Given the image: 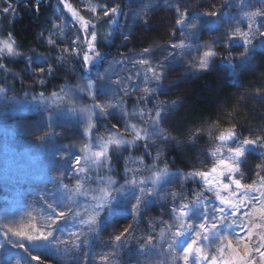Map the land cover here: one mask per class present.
<instances>
[{"label": "rangeland", "instance_id": "rangeland-1", "mask_svg": "<svg viewBox=\"0 0 264 264\" xmlns=\"http://www.w3.org/2000/svg\"><path fill=\"white\" fill-rule=\"evenodd\" d=\"M162 1L122 0V4L119 6V13L115 17L109 18L112 21L111 24H109L108 20L107 24L100 28L101 33H112L107 45L109 51L112 50V52L104 58V62L92 69L93 73H91V70L82 71V62L79 57H73L61 62L66 74L74 80L73 83L64 84L61 88L68 93L67 96L60 89L56 92H45L43 97L34 96L35 99L32 96L25 95L12 100V95L3 88L7 82L6 80L4 81V78L8 71L3 68L0 72V89H4V91L0 92V245H4L3 248H0V256L5 255V249H7V252L11 254V264H17V262L19 264H40V261L44 260L52 262L54 258L57 264H85L86 259L89 257L91 259L89 264H101L100 258L105 255L110 257L109 264H184L182 256L183 246H186V244L177 246L175 250L169 248V245L173 243L172 233L177 230L180 224V220H176L170 215L169 210L173 206V201L172 197L166 194L171 192L181 193L183 198L178 200L177 204L189 203L199 197L202 202L207 199L209 207H223L220 201L216 199V193L219 192L226 199H232L236 205L232 209L226 208L223 213V216L226 217V222L217 224L218 229L224 235L223 241L217 240L212 244L211 248L207 242L196 245L209 254V260L213 255L217 257L218 261L221 259L225 261L232 259L233 253L231 249L226 247L228 241L232 242L233 247L239 244L237 250L241 255L244 254L246 244L252 247L260 246V237L264 236V228H255L253 225L264 224V218H262L261 213V209H264V188L259 183L257 169V165H264V157L259 155V162L253 160L255 157L249 160V154L252 152L247 157L249 163L247 162L241 168L243 175L236 174V179H240L245 186L253 185L256 182L250 191L245 188L237 189L235 185H231L228 191L222 190L220 183H229L225 178H220L217 183L212 185L211 191H206L203 179L197 178L196 183L201 189L192 195L185 193V190L181 187L175 190L173 181L169 183L161 181L158 195L151 198V202L148 203L147 207L141 208L140 214L136 217L137 222L134 231L128 234L122 242H116L114 237L120 235L133 221V216L130 214L131 206L130 204H125L122 197L116 203L114 213L106 211L101 213L102 219L96 232L90 233L87 225L80 223V220H86L91 214L92 205L97 203L92 197L102 195L99 189L105 187L102 181H106L103 170L107 168L97 169L95 166L89 167L87 158H91L93 152L100 150V138L107 139L110 131L119 132L126 139H131L134 135L131 130L125 131V122L117 112V109L113 110L114 114L112 116L106 117L109 121L107 123L92 115L91 107L93 104L105 103L109 100L112 103H116L117 99L123 100L124 97L133 98L137 102V98L143 94L142 90L145 85L137 80V76L132 70L130 71L133 74L131 75V80L125 79L127 72L126 74L121 73L123 70L121 66L123 64L122 51L118 55L116 54L119 51V46L128 41L124 39L128 33H122V29L130 23V20L133 19L134 22L139 19L137 17L139 9H145L144 5L146 4H150L151 6L148 8H152L155 5H160ZM184 1L182 0L180 3L181 11L187 9ZM165 2L169 1L165 0ZM228 2L232 6L225 7L227 11L220 15V21L229 14H232L233 17L240 14V9L237 7L239 0H230ZM245 2L253 5L245 7L243 11L246 12H252L261 7L256 0H245ZM69 3L79 11V14L85 20L92 13L86 8V5L90 3L89 0H69ZM57 8H60L62 12H58ZM82 11H85L87 16L82 15ZM52 12L53 23H61L60 17L62 15L63 22L66 24L63 36L60 35L59 29L50 31V38L56 41L55 46L60 51V55L63 56L66 54L62 52V49L69 48L70 42L76 38L77 34L81 36L80 33H77L79 22L73 19L71 13L63 9V5H60L58 0L53 1ZM191 12L204 13L205 11L193 9ZM257 22H264V20L257 17ZM247 24L248 21L245 20L238 26H243L239 27L241 31H247ZM261 30L264 31V28ZM6 38L3 28L0 27V40ZM184 38L186 37L178 32L173 43L184 40ZM83 39L81 36V59L85 52L82 53L83 49L87 50V45L83 43ZM252 39L254 45L258 46L260 44L258 41L259 37H252ZM239 48L240 46H234V50ZM125 54L131 56L126 61H131L136 57L132 51H126ZM7 56L9 55L0 56V63ZM113 61L122 62L113 63ZM110 64L111 67H109ZM41 66H43L41 61L31 62L32 70H36ZM107 69L108 79L105 81L107 89L105 95L97 96L93 99L87 90L84 92L79 91V87H82L87 80L94 81L97 73H103ZM21 74L26 75L27 79L31 81V76L26 71ZM117 80L122 81V83H114ZM142 80L143 75H141ZM129 82H132V85L139 84V87L133 91L131 87H128L130 85ZM117 85L120 87L119 92L114 89ZM125 87H128V95H125L124 91L121 90ZM52 93L60 94L61 98L56 99L52 96ZM246 97H249L248 94H246ZM57 106H60L65 111H60ZM69 107L76 109V111L74 113L67 112L66 109ZM140 108H145V104L138 103L136 109ZM81 109H88L89 111L82 115ZM50 113H54L51 120L53 124L51 129L47 127L50 122L48 119ZM89 116H91V121L88 119ZM89 122L96 125L97 133L91 134V130L88 134L84 133V129ZM113 125H116V128H113ZM49 131H54L57 135L46 136ZM39 137L45 138L40 140L38 139ZM85 144L92 146L90 150H84ZM68 145H74V147L68 149ZM236 146L235 144L230 147L235 148ZM154 147L151 150L153 151V158H156L157 153L154 152L156 151ZM227 148L229 147L226 146L219 149L217 155L213 156L207 165H201L197 172L210 170L221 156L227 155ZM257 151L259 152L258 149ZM66 152L71 153L70 158L60 159ZM76 155L81 156V167L85 169L78 175L74 171H69L71 160ZM133 160L137 162L133 163ZM254 162L257 164L254 165ZM137 164L138 160L136 157H127L126 167L136 169L138 168ZM130 175L129 173V178ZM142 178V175L137 176V180ZM210 179H214V177H210ZM93 180H95V183L92 182ZM124 181L116 187H119ZM232 193L243 195L244 204H241L237 197L232 196ZM161 197L165 198L162 199ZM49 203H55L59 206L55 207L53 211L48 208L47 205ZM132 203H135V200H132ZM69 209L73 213H79V215L68 214ZM61 211L66 213V218L52 225V228L55 229V239L52 241L51 247L43 250H29L28 252L23 250L21 252L19 248H13L11 243H5L7 239L5 232L8 230H11L8 231V235L11 236L13 241L21 239L12 235L13 232L24 230L32 234L30 230L33 226H35V229H43L45 233L51 231L52 229L49 228V225L52 224L53 220H56L55 214ZM233 211L237 213L235 217L231 214ZM109 217H111L110 220ZM214 222L216 221L210 220L208 222L209 227ZM196 223H199V220ZM170 224L174 226L169 228ZM185 226L187 227L186 220ZM249 230L252 235L251 240L247 236ZM73 233H83L80 237L79 247H73L72 242L75 240ZM93 235L96 239L94 243L90 239ZM237 235L244 237V240L238 241ZM149 236L153 238L152 242L141 248V245L148 241ZM85 238L88 240L86 244L83 243ZM188 238L187 235H184L177 237V240L185 241ZM23 242L25 247H28V242L26 240ZM221 242L225 245L223 253L217 251ZM113 245H116L115 249H113ZM26 253L30 257H26L23 261L21 257H24ZM253 255L259 259L255 253ZM32 256H39L40 260H31ZM60 257L66 259L67 262ZM200 264H206V261L201 260Z\"/></svg>", "mask_w": 264, "mask_h": 264}, {"label": "snow or ice", "instance_id": "snow-or-ice-1", "mask_svg": "<svg viewBox=\"0 0 264 264\" xmlns=\"http://www.w3.org/2000/svg\"><path fill=\"white\" fill-rule=\"evenodd\" d=\"M7 6L0 8V13L8 14L12 12L15 13V9L12 7V4L8 2V0H4ZM41 0H37L36 4L33 5L34 9L38 12L40 8ZM60 5H63V9L67 10L71 13L73 19L78 21L77 33H84L83 43L87 45V51H85L82 55V71L90 70V66H94L97 62H104V54L102 51H98V47L102 42H106L112 36V33H101L98 30V24L103 22L105 18L115 17L116 14L119 13L120 7H108L105 3L98 2L95 6H92L90 3L86 5L88 11H91L95 15V20L97 23H92L91 21L85 20L83 16L79 14V11L73 7L69 0H58ZM257 3L261 5V7L257 8L255 11L246 12L243 11L245 7H250L253 5H249L245 2V0H239L237 7L240 9V14L236 17L229 18L230 23L240 24L243 21L247 20V31H241L239 27H236L234 31H230V34L227 36V44L229 47L234 46H242L244 48V52L241 53L240 63L245 64L248 62L250 57L253 55L255 51V45L253 44L252 37H260L264 38V31L261 29L264 28V22H257V17L262 18L264 20V0H256ZM150 4L144 5L145 9L150 7ZM170 9H174L177 18L175 19V26L173 31V37H175L176 32H180L189 40H198L199 36L203 34L205 30L213 31L219 30L220 25V12H204V13H194L185 9L181 11L179 0H169L168 5ZM227 7H231V3L226 0ZM58 12H62L60 8H57ZM102 13V15H99ZM61 23H53L52 29H59L60 35L63 36L64 29L66 24L63 22L62 15L60 17ZM111 20H109V24H111ZM144 23H147V19L144 20ZM90 32V35L88 33ZM225 32H229V29H225ZM41 35H43L41 33ZM129 36L132 33L128 34ZM125 40H128V36L124 37ZM223 39V35L219 37H214V42H219ZM80 41L81 36L79 34L76 35V38L70 42L69 48L62 49L66 55L58 57L57 60L59 62H64L67 59H71L73 57H80ZM49 45H55L56 41L49 38L47 40ZM16 41L13 39V34L9 33L8 37L4 40H0V56L7 54L9 56H19L22 53L17 51ZM163 49H170L167 51V55H165L161 62L154 63V55L153 48L145 47L141 52L136 53L135 55L139 57V59L132 62L134 68L139 66V70L135 73L137 77L140 76L141 72H143V80L140 83H143L145 87L143 88V94L137 98L138 103L147 104L151 102L152 97L160 92L164 91V85L162 81L168 74V69L174 68L177 64L183 62V57L186 53H191L192 51H196L199 59L197 60L195 57L190 61L189 69H186L187 75H199L201 72L208 71L212 67L213 59L216 57V50L210 46L208 43L204 44H193V43H185L183 40L161 45L159 46ZM200 49H204V51H200ZM127 59V57H124ZM46 63V61H44ZM122 61H113V63H121ZM231 64V61H228ZM232 68L235 70L237 65L231 64ZM3 67V65H0ZM111 67V64L109 65ZM54 68L52 66H48L47 68L40 67L36 69L35 75H44L47 72L49 75L52 74ZM108 79L107 70L103 73H97L96 79L87 80L86 83L79 87L80 92L88 91L89 95L95 99L97 96H103L106 94L105 81ZM126 79L131 80V76ZM40 84H44V80L39 81ZM114 83L120 84L122 81L117 80ZM151 85H155L152 87ZM131 87L133 91H135L139 84L128 85ZM128 87L121 89L124 91L125 95H128ZM4 91V89H0V92ZM71 91V90H69ZM61 92L64 93L65 96L68 95L67 92H64V89H61ZM167 94V93H165ZM43 97V93L40 94ZM52 96L56 99H60L61 96L58 93H52ZM35 99V97H34ZM123 101L121 99H117L116 103L108 102L105 103H96L91 107L92 115L97 116L98 118L112 116L113 110L120 109L122 117H128L130 114L122 107ZM182 104L181 99H176L170 101L168 103L161 102L159 105L155 106V114L152 115L153 109L148 110L147 119H145V110L143 108L138 109L137 112L132 113L131 115H138L140 117V123L147 125L146 127L137 129L135 124L125 123V131L131 130L134 135L131 139H126L119 132L108 133L107 139L100 138L99 151H95L92 153L91 158H87L89 163V167L95 166L97 169H102L108 162L110 161V152H115L125 146H135L136 143L140 140L145 141V150L149 148V141L152 144L157 141H171L174 138L165 133V130L160 127L161 124L169 121L175 113L178 111L179 107ZM60 111H65L60 106ZM67 112L74 113L76 109L69 107L66 109ZM89 111L88 109H81L80 112L83 115L85 112ZM54 113H50L49 115V124L47 127L51 129L53 124L51 123L52 116ZM89 121H91V116L88 117ZM94 128V125L89 122L87 127L84 129V133L88 134L90 130ZM113 128H116V125H113ZM204 131L203 128L197 129L196 132L192 133L189 136V141H195L201 135V132ZM57 133L54 131H49L46 133V136H56ZM155 136L156 139L152 140L151 138ZM209 136L211 139V132H209ZM45 137H39L38 139L43 140ZM216 140L222 142V145L225 143L236 144L235 148H227L226 156H221L220 159L213 164L212 168L208 171L202 172H192V173H181L179 170L176 172H172L167 166L163 169L157 168L155 172L152 173L150 177H143L142 179L137 180V176L141 175L142 169H129L125 167V181L119 187L116 185L119 183L116 180L111 179L109 177L106 181H102L105 184L104 188L99 189L102 195L93 196L92 199L97 201L91 207V214L87 217L86 220H80L82 225H87L88 231L90 233L96 232L99 228V222L102 219L101 213L115 212V205L119 202L120 198H123L125 204H130L131 210L130 214L133 216L132 223L129 224L127 228L124 229L120 235H116L114 240L116 242H122L124 238L127 237L128 234L134 231L136 224V217L140 214L142 207H147L148 203L151 202V198L155 195H158V188L163 181L164 183H169L174 180V178H179L180 182L183 183L187 180H196L197 178H202L205 184V190L211 191L212 185L217 183L220 178H225L229 181V183H220V188L224 191H228L231 188V185H235L237 189L245 188L250 191L256 182L253 185H243L240 179H236V174L243 175L241 168L243 165L248 162V154L250 152L256 151L257 149H264V136H256L254 139L252 138H244L242 141L240 140V134L236 131L235 127L227 129L226 131H221L218 136H216ZM179 146V143H178ZM74 147V145H68L67 148L70 149ZM92 146L85 144L84 150H90ZM219 152V149L214 150L210 155L216 156ZM150 154V153H149ZM261 157H264V151H259L256 153ZM159 149L157 150V156L155 158L156 161L159 160ZM71 153L66 152L64 156H61L60 159H68L70 158ZM81 156L76 155L74 159L71 160V168L69 171H74L77 175L80 172L85 171L84 168L81 167ZM133 163L137 162L135 160ZM142 162V161H141ZM155 166H145L146 169L150 170ZM258 169V180L262 188H264V165H257ZM129 173L130 178H129ZM210 177H214V179H210ZM95 183V180L92 181ZM151 184V186H149ZM166 195H170L172 197L173 206L171 207L170 215L176 219L180 220L179 227L177 230L172 233V241L173 243L169 245V248L175 250L177 246L186 244L183 246V260L184 264H200L201 260H205L206 264H264V236L260 237V246L252 247L251 245L246 244L244 248V254L241 255L237 250L239 244L236 247H233L231 241L227 243V249H231L233 253V258L230 260H217L215 255L211 256L209 260V254L204 252L201 247H197L196 245H200L204 242L208 243V246L211 248L212 244L217 240L223 241L224 235L220 232L217 227V224H223L226 222V217L223 216V213L227 209H232L236 207L233 203L232 199H226L224 196L220 195L219 192L216 193V199L220 201V204L223 207L212 206L209 207V201L205 199L203 202L199 197L195 200L190 201L189 203H181L177 204V201L182 199V195L179 192H171ZM232 196L237 197L240 200L241 204H244L243 195H238L237 193H232ZM164 199L165 197H161ZM132 200H135V203H132ZM48 208L53 210L55 207L59 206L55 203H49ZM247 206V205H245ZM262 218H264V209H261ZM68 214L73 216H78L79 213H73L71 209H69ZM232 216H236V212L233 211ZM56 220L52 221V224L49 225L51 231L45 233L43 229H35V226L30 230L32 234L26 232L24 230L13 232L12 235L19 237L21 239L13 241L11 236L8 235V230L5 232V236L7 237L5 243H11L13 248L23 249L25 252L29 250H43L52 246V241L55 239L54 232L55 229L52 228V225H55L57 221L65 219L66 213L61 211L56 213ZM111 217H109V220ZM185 220L187 221V227L185 226ZM199 220V223L196 221ZM216 221L211 223L210 227L208 222ZM174 225L170 224L169 228ZM247 227V226H245ZM255 228H264V224H254ZM243 231V229H241ZM38 233V234H36ZM75 240L72 242L73 247H79L80 237L83 233L76 234ZM187 235L189 238L185 241L177 240V237H181ZM248 239H252L251 231L247 233ZM237 240L242 241L244 237L237 235ZM152 237L149 236L148 241L145 242L144 245H141V248L147 246L152 242ZM26 240L28 242V247H25ZM83 243H88L87 238L83 240ZM4 245H0V248H3ZM116 245H113V249H115ZM225 250V245L221 242L217 251L223 253ZM255 253L256 256L253 255ZM24 258V257H21ZM101 264H109L110 257L108 255L102 256ZM31 260L38 261L40 260L39 256H32ZM0 264H11V254L7 252L5 249V255L0 256ZM19 264V262H17Z\"/></svg>", "mask_w": 264, "mask_h": 264}, {"label": "trees", "instance_id": "trees-1", "mask_svg": "<svg viewBox=\"0 0 264 264\" xmlns=\"http://www.w3.org/2000/svg\"><path fill=\"white\" fill-rule=\"evenodd\" d=\"M53 1L41 0L38 12L33 7L37 0H29L26 6L15 2L12 5L15 9L14 14L12 12L8 14L0 13V27L3 28V33L7 37L9 33L13 34V39L18 46L17 51L22 53L19 56H7L0 63L3 65L0 72L3 68L8 71L4 78V81L7 82L3 88L12 95V100L25 95L40 97L41 93L56 92L64 84L74 82L73 78L66 74L61 62L57 60L58 57H61L58 48L47 43L50 38V31H52ZM89 1L92 6H95L98 2V0ZM100 2L105 3L108 7L121 6L122 4V0H100ZM164 2L165 0L160 5H155L152 8H140L137 15L139 19L134 22L133 19L130 20V23L122 29V33H132L130 36L127 34L128 41L119 46V51L116 54L118 55L122 51L123 64L121 66L123 70L121 73L126 74L127 72L125 79L133 75L130 72L131 70L134 74L139 70V66L134 68L132 65V62L139 59V57L136 56L131 61H126L124 57L131 58V56L125 54L126 51H132L136 54L145 47H151L154 50V63L161 62L162 58L167 55V51H170V49L166 50L159 46L171 44L177 37L178 32L173 37L176 13L167 6L168 2ZM181 2L182 0H179V3ZM225 3L226 0L184 1L188 11L193 9H200L208 13L218 11L220 15L227 11ZM5 6L7 4L4 0H0V8ZM82 15L87 16L85 11H82ZM99 15H102V13H99ZM231 17L233 18V15L229 14L224 17L226 20L220 21L222 23L219 25V30H205L198 40H189L188 38L183 40L185 43H193L194 45L208 43L216 50L217 55L213 59L211 69L201 72L199 75H187L186 69H189L190 61L193 57L198 60L199 56L196 51L186 53L182 63L168 69V74L162 81L165 90L156 93L151 102L145 104V108H143L145 119H147L149 109H153L152 115H154L155 106L161 102L168 103L178 98L181 99L182 104L175 115L169 121L160 125L165 133L174 139L171 141H157L154 144L149 141L150 146L147 150L144 147L145 141L140 140L135 146H125L115 152H110V161L105 166L107 169L103 170L105 180L111 177V179L118 181V184L125 180L127 157H136L138 160L137 166L142 169V177L145 175L146 177L151 176L157 168L163 169L166 166L172 172L177 170L181 173L197 172L201 165H207L210 162L213 157L210 153L214 150L235 145L231 143L222 145V142L216 140V136L221 131H226L232 127H235L240 134L241 141L244 138L254 139L256 136H264V38L259 37L260 44L255 45L253 55L247 63L241 64L240 56L244 52V48L240 46L239 49L234 50V47H229L227 36L236 27L243 26L230 23L229 18ZM109 18H105L103 22L98 24L99 31L101 27L107 24ZM145 19H147L146 24L144 23ZM86 20L97 23L93 13L88 15ZM225 29H229V32H225ZM80 34L84 38L85 34ZM221 35H223V39L219 42L213 41L214 37ZM108 44L109 40L102 42L97 49L103 52L104 58L112 52V50L109 51ZM84 51L87 50L83 49L82 53ZM200 51L202 52L204 49H200ZM79 59L82 62L80 57ZM37 60L43 63L41 67L52 66L54 68L52 74L49 75L45 72L42 76L35 75L36 70H32L31 62ZM229 60L231 64L237 65L235 70L228 62ZM99 64L100 62H97L94 66H90L91 73H93L92 69H95ZM23 71L30 74L31 81L27 79L26 75L21 74ZM141 75H143V72L137 77L139 82L141 81ZM40 80H44V84H40ZM129 84L132 85L133 83L129 82ZM151 86L154 87L155 85ZM119 88V85L114 87L118 92L120 91ZM246 94L249 97H246ZM122 101V107L130 114L128 117H122L120 109H117L124 122L135 124L137 129L146 127L147 125L140 123L138 115H131L138 111L136 109L138 102L127 97H124ZM98 119L109 123L106 117ZM201 128L204 131L201 132L200 137L195 141H189V136ZM97 132V127L94 125L91 134ZM209 132H211V139ZM153 137L151 139L155 140L156 137ZM152 147L155 148L156 151L154 152L156 153L159 149L158 161L153 158ZM258 150L264 151V149ZM257 152L256 150L250 153L249 160L255 157L253 160L259 162ZM154 162L155 166L150 170L145 168V166L154 165ZM253 164L256 165L257 163L254 162ZM173 183L175 190L181 187L187 194H196L201 189L196 180H187L181 183L179 178H174ZM90 239L93 243L96 240L94 235ZM20 251L23 252V249H20ZM26 257H30V255L26 253L23 261ZM55 260L54 258L52 262H49V260L40 261V264H57ZM63 260L67 262L66 259ZM90 261L89 257L86 259L85 264H89Z\"/></svg>", "mask_w": 264, "mask_h": 264}, {"label": "flooded vegetation", "instance_id": "flooded-vegetation-1", "mask_svg": "<svg viewBox=\"0 0 264 264\" xmlns=\"http://www.w3.org/2000/svg\"><path fill=\"white\" fill-rule=\"evenodd\" d=\"M29 0H8L9 3H11L12 5L16 2V3H21L22 5H27Z\"/></svg>", "mask_w": 264, "mask_h": 264}]
</instances>
